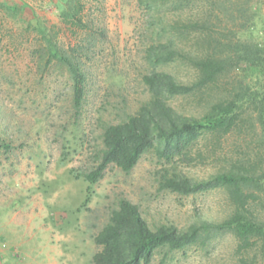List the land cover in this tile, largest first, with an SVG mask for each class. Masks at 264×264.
Wrapping results in <instances>:
<instances>
[{"label": "rangeland", "instance_id": "rangeland-1", "mask_svg": "<svg viewBox=\"0 0 264 264\" xmlns=\"http://www.w3.org/2000/svg\"><path fill=\"white\" fill-rule=\"evenodd\" d=\"M0 2L19 10L14 15L0 8V141L8 144L0 148V264H92L98 250L92 237L119 197L136 204L150 227L165 223L186 230L231 213L220 187L189 195L160 189L156 173L162 163L152 151L128 173L109 164L94 184L72 172L97 163L101 121L115 123L147 99L141 75L150 67L144 50L154 41L171 36L183 55L214 53L231 62L204 90L168 98L178 114L199 117L210 103L231 98L240 88L257 100L263 97L264 62L253 67L236 59L234 45L264 49V0H82L87 28L60 19L63 0ZM178 22L194 27L173 34L169 26ZM40 29L60 55L73 54L81 63L85 95L76 115L67 67L56 58L47 61ZM183 55L157 69L189 84L195 71ZM241 114L238 126L218 139L200 135L188 159L175 157L177 168L193 180L238 163L263 173L264 126L250 100ZM248 189L254 194L249 208L264 221V177ZM148 264H264V246L255 238L238 249L226 232L205 244L158 249Z\"/></svg>", "mask_w": 264, "mask_h": 264}, {"label": "trees", "instance_id": "trees-1", "mask_svg": "<svg viewBox=\"0 0 264 264\" xmlns=\"http://www.w3.org/2000/svg\"><path fill=\"white\" fill-rule=\"evenodd\" d=\"M0 8L14 15L19 11L17 6L3 2H0ZM83 12L82 0H63L59 7V17L64 23L87 28L89 23L83 20ZM190 25L194 23L178 22L169 28L175 34ZM39 31L48 52L47 61L56 58L67 67L72 80V109L76 115L80 112L85 95L86 77L81 63L73 54L60 55L52 37L44 29ZM234 46L236 59H244L253 67L263 64L264 49L260 46L246 42H237ZM175 55L183 53L174 45L171 36L146 47L144 58L150 70L141 75V80L147 90V99L140 103L134 113L125 114L115 123L101 121V146L95 155L97 163L88 170L71 172L75 178L94 184L109 164L128 173L142 154L152 151L162 163L156 173L160 189L189 195L220 187L227 194L232 211L221 221L201 220L186 230L165 223L150 227L136 204L119 197L116 207L92 237L98 247L91 257L92 264H148L158 249L176 250L196 242L205 244L212 236L226 232L238 241V249L249 247L255 238L261 240L264 246V221L253 216L249 202L254 194L248 189L261 184L264 172L255 175L254 168L238 163L211 178L193 180L182 173L174 161L175 157L181 161L188 159L190 147L200 135L211 134L218 139L238 126L244 101L250 100L258 121L264 126V96L257 100L253 92L250 94L240 88L231 98L210 103L199 117L178 114L168 103V98L204 90L231 62L228 57L214 53H184L183 56L195 71L194 80L187 84L157 69L172 61ZM2 147L7 148L8 144L0 141Z\"/></svg>", "mask_w": 264, "mask_h": 264}]
</instances>
